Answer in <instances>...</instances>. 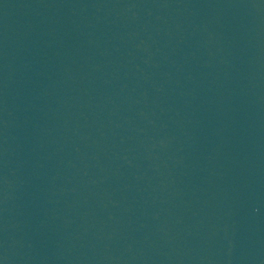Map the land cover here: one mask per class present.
Instances as JSON below:
<instances>
[{"label":"water","instance_id":"1","mask_svg":"<svg viewBox=\"0 0 264 264\" xmlns=\"http://www.w3.org/2000/svg\"><path fill=\"white\" fill-rule=\"evenodd\" d=\"M0 264H264V0H0Z\"/></svg>","mask_w":264,"mask_h":264}]
</instances>
